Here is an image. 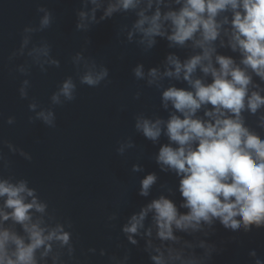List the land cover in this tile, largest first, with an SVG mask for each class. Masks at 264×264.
<instances>
[{"label":"clouds","instance_id":"clouds-1","mask_svg":"<svg viewBox=\"0 0 264 264\" xmlns=\"http://www.w3.org/2000/svg\"><path fill=\"white\" fill-rule=\"evenodd\" d=\"M36 11L38 21L24 25L7 59L10 72L23 77L18 93L28 101V122L54 129L56 109L76 100L81 86L106 87L112 80L107 64L86 54V37L70 57L74 73L57 82L48 102L31 95L34 67L47 73L61 66L52 44L36 38L56 16L45 4ZM75 16L81 33L123 17L117 38L144 54L165 43L158 63L138 61L131 68L142 82L134 98H141L144 87L155 89L166 113L134 116L135 131L156 148L151 159L159 171H148L137 158L131 172L143 173L137 195L144 202L123 223L117 202L106 226L118 228L119 235L107 236L109 246L85 248L72 218L14 171L11 156L32 161L33 154L3 138L0 264H93L94 257L130 264L132 247L146 253L149 264H213L223 251L213 239L217 226L233 233V241L264 230V0H80ZM19 58L23 62L13 64ZM6 123L15 124L16 116ZM117 144L120 156L137 148L132 136ZM161 173L174 176V186L161 182ZM247 257V264H264L256 248Z\"/></svg>","mask_w":264,"mask_h":264},{"label":"water","instance_id":"water-1","mask_svg":"<svg viewBox=\"0 0 264 264\" xmlns=\"http://www.w3.org/2000/svg\"><path fill=\"white\" fill-rule=\"evenodd\" d=\"M38 4L51 8L56 21L36 38L43 36L52 44L61 66L50 68L47 73L34 67L30 94L48 102L57 82L74 73L70 57L80 50L86 37L91 40L86 54L106 63L112 80L106 87L81 86L76 100L56 109L54 129L40 122H28V101L21 100L18 93L23 77L10 72L12 65L7 59L19 46L24 25L38 21ZM79 5L80 0H0V140L10 139L33 154L32 161L11 156L14 171L29 178L50 206L72 218L85 248L92 245L99 248L112 243L107 239L109 234L114 239L119 235L118 228L106 226V215L114 210V205L120 203V223H123L124 217L144 202L137 195L138 180L143 173H132L131 165L140 157L148 171H159L151 159L156 148L135 131L134 116L140 111L166 113L160 109L159 92L155 89L144 87L141 98H134L142 82L133 78L131 68L138 61L146 65L158 63L166 45L162 41L150 54H144L135 45L121 44L116 36L117 27L126 21L119 16L89 33L77 32L75 11ZM23 59L13 64L22 63ZM9 115L16 116L15 124L6 123ZM128 136L133 137L137 148L120 156L116 152L117 142ZM160 175L161 182L166 181L169 186L176 183L174 176ZM217 227L213 239L222 242L223 251L214 257L213 264H247L251 248L264 255V230L233 241L230 239L233 233ZM93 264H103V258L94 257ZM130 264H149L147 254L132 247Z\"/></svg>","mask_w":264,"mask_h":264}]
</instances>
